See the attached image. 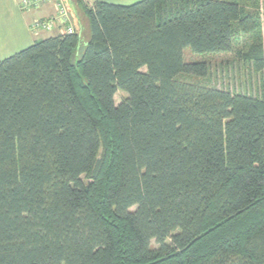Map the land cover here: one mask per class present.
Wrapping results in <instances>:
<instances>
[{
    "label": "trees",
    "instance_id": "16d2710c",
    "mask_svg": "<svg viewBox=\"0 0 264 264\" xmlns=\"http://www.w3.org/2000/svg\"><path fill=\"white\" fill-rule=\"evenodd\" d=\"M79 6L88 32L0 61V264H264V95L179 80L209 71L186 50L232 53L257 21ZM240 55L264 74L262 44Z\"/></svg>",
    "mask_w": 264,
    "mask_h": 264
},
{
    "label": "rangeland",
    "instance_id": "374dc122",
    "mask_svg": "<svg viewBox=\"0 0 264 264\" xmlns=\"http://www.w3.org/2000/svg\"><path fill=\"white\" fill-rule=\"evenodd\" d=\"M235 1L239 2L257 21L258 28L255 33L245 35L235 32V48L232 53L195 54L186 50L184 59L187 63H206L209 71L204 78L182 75L179 80L262 97L264 95V74L256 72L254 64L244 60L240 52L246 54L257 43L262 44L264 48V0ZM64 2L70 7L68 0ZM126 97V93L119 91L115 96L116 104L119 105ZM152 247H157L155 242H152Z\"/></svg>",
    "mask_w": 264,
    "mask_h": 264
},
{
    "label": "crops",
    "instance_id": "0c3cea01",
    "mask_svg": "<svg viewBox=\"0 0 264 264\" xmlns=\"http://www.w3.org/2000/svg\"><path fill=\"white\" fill-rule=\"evenodd\" d=\"M24 0H0V61L29 48L36 41L63 34L60 28L52 32H33L31 24L36 19H48L56 14L54 4H45L29 12L20 8ZM74 28L88 32V19L80 9L81 5L92 7L97 2L131 6L144 0H68Z\"/></svg>",
    "mask_w": 264,
    "mask_h": 264
},
{
    "label": "built area",
    "instance_id": "2783aa9c",
    "mask_svg": "<svg viewBox=\"0 0 264 264\" xmlns=\"http://www.w3.org/2000/svg\"><path fill=\"white\" fill-rule=\"evenodd\" d=\"M45 4H54L56 14L48 19H36L31 24L33 32H52L57 28L61 29L63 34H74L75 28L73 18L70 14L69 7L64 0H24L20 4V8L24 11L38 9Z\"/></svg>",
    "mask_w": 264,
    "mask_h": 264
}]
</instances>
